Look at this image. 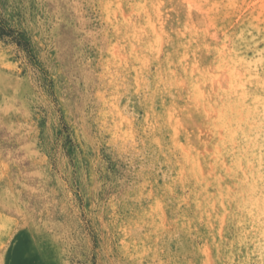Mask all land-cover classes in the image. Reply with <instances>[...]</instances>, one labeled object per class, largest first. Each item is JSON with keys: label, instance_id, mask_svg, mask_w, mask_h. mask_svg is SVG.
<instances>
[{"label": "rangeland", "instance_id": "rangeland-1", "mask_svg": "<svg viewBox=\"0 0 264 264\" xmlns=\"http://www.w3.org/2000/svg\"><path fill=\"white\" fill-rule=\"evenodd\" d=\"M0 76V252L264 264V0H0Z\"/></svg>", "mask_w": 264, "mask_h": 264}, {"label": "bare ground", "instance_id": "bare-ground-1", "mask_svg": "<svg viewBox=\"0 0 264 264\" xmlns=\"http://www.w3.org/2000/svg\"><path fill=\"white\" fill-rule=\"evenodd\" d=\"M4 82L5 80L0 76V87L4 84ZM5 198L4 193H1L2 204L6 203ZM40 229L37 230L33 225H30L27 231H17L13 235L10 242L1 249L0 263L62 264L61 254L58 247L52 241V236L49 233H46V231H40Z\"/></svg>", "mask_w": 264, "mask_h": 264}]
</instances>
